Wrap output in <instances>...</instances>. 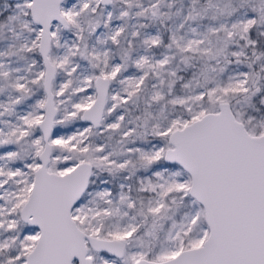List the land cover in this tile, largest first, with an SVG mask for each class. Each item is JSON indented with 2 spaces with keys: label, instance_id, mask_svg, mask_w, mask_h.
<instances>
[{
  "label": "snow or ice",
  "instance_id": "snow-or-ice-1",
  "mask_svg": "<svg viewBox=\"0 0 264 264\" xmlns=\"http://www.w3.org/2000/svg\"><path fill=\"white\" fill-rule=\"evenodd\" d=\"M0 264H264V0H0Z\"/></svg>",
  "mask_w": 264,
  "mask_h": 264
}]
</instances>
